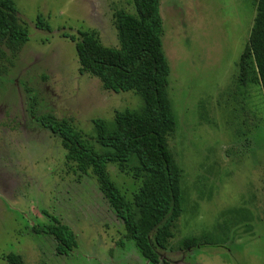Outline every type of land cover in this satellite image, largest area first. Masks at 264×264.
Wrapping results in <instances>:
<instances>
[{
	"label": "rangeland",
	"instance_id": "rangeland-1",
	"mask_svg": "<svg viewBox=\"0 0 264 264\" xmlns=\"http://www.w3.org/2000/svg\"><path fill=\"white\" fill-rule=\"evenodd\" d=\"M255 1L160 0L175 119L167 142L181 171L166 264H264V97L251 77L237 80ZM14 3L28 41L0 77V264L11 254L22 264H149L96 179L69 169L61 140L42 124L68 121L100 151L93 122L111 129L115 113L142 107L137 95L105 91L81 75L70 39L94 33L117 48L114 13H134L131 0ZM38 19L50 30L37 29ZM107 173L131 201L140 180L112 164ZM52 219L75 235L67 255L40 232ZM191 240L193 247L183 245Z\"/></svg>",
	"mask_w": 264,
	"mask_h": 264
},
{
	"label": "trees",
	"instance_id": "trees-1",
	"mask_svg": "<svg viewBox=\"0 0 264 264\" xmlns=\"http://www.w3.org/2000/svg\"><path fill=\"white\" fill-rule=\"evenodd\" d=\"M131 2L134 13L122 10L114 13L117 48L103 47L94 33L79 32L70 39L75 44L81 75L96 77L105 91L137 95L142 107L135 112L115 113L111 129L101 120L93 122L95 144L102 148L100 151L85 142L68 121L43 119L42 124L61 140L69 169L96 179L104 199L123 223L127 239L137 245L147 262L166 264L162 253L171 238V225L181 214V171L167 142L175 129L168 96L170 71L162 50L160 0ZM254 7L237 80L244 83L251 77L264 97V0H256ZM36 27L50 30L41 19ZM27 41L26 27L14 0H0V77L12 67ZM109 164L140 180L131 201L110 180ZM52 220L53 226L40 232L53 238L57 255H67L77 247L75 235L68 226ZM183 245L191 248L194 242L185 241ZM7 262L22 264L21 258L14 254L7 257Z\"/></svg>",
	"mask_w": 264,
	"mask_h": 264
}]
</instances>
